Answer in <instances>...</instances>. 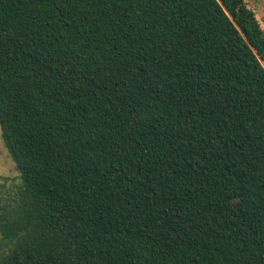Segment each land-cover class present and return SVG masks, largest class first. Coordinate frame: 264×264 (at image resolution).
I'll list each match as a JSON object with an SVG mask.
<instances>
[{
	"label": "trees",
	"instance_id": "trees-1",
	"mask_svg": "<svg viewBox=\"0 0 264 264\" xmlns=\"http://www.w3.org/2000/svg\"><path fill=\"white\" fill-rule=\"evenodd\" d=\"M0 129V264H264L245 0H0Z\"/></svg>",
	"mask_w": 264,
	"mask_h": 264
},
{
	"label": "rangeland",
	"instance_id": "rangeland-1",
	"mask_svg": "<svg viewBox=\"0 0 264 264\" xmlns=\"http://www.w3.org/2000/svg\"><path fill=\"white\" fill-rule=\"evenodd\" d=\"M245 1L247 6L254 10L256 18L264 29V0ZM18 181L19 172L4 145L0 129V185H3L0 194L9 191ZM4 249V242L0 238V252H3Z\"/></svg>",
	"mask_w": 264,
	"mask_h": 264
}]
</instances>
